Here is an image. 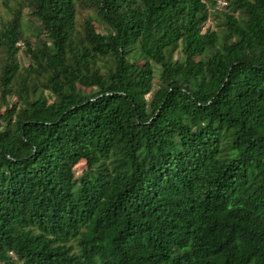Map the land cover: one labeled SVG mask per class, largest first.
<instances>
[{"label":"trees","instance_id":"trees-1","mask_svg":"<svg viewBox=\"0 0 264 264\" xmlns=\"http://www.w3.org/2000/svg\"><path fill=\"white\" fill-rule=\"evenodd\" d=\"M0 264H264V0H16Z\"/></svg>","mask_w":264,"mask_h":264},{"label":"rangeland","instance_id":"rangeland-1","mask_svg":"<svg viewBox=\"0 0 264 264\" xmlns=\"http://www.w3.org/2000/svg\"><path fill=\"white\" fill-rule=\"evenodd\" d=\"M15 4H16V0H0V26H1V22L3 20H5L6 18L10 17V10L15 7ZM223 10H225V6L223 4H221V3H219L215 8H211L210 7L211 16L207 20L203 30H205L207 28L216 29V27H217L216 24H217L219 18L221 17V12ZM23 11H24V14H25L26 9H24ZM80 14H81V16H84L86 14V12L85 11H81ZM27 19H28V16L25 15V21H27ZM79 21H81L80 18H79ZM26 33L28 35H30L31 31L30 30H26ZM18 59L22 63V65H26L27 64L26 58L23 57L21 54L18 55ZM140 63H142V62H140ZM154 81L157 82V77H155ZM83 168H84L83 164H80L79 167H78V172H80Z\"/></svg>","mask_w":264,"mask_h":264}]
</instances>
